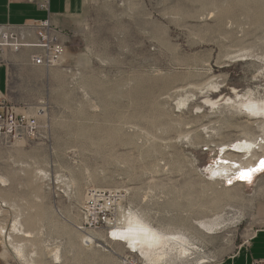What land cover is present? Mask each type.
Returning <instances> with one entry per match:
<instances>
[{"label":"rangeland","instance_id":"rangeland-1","mask_svg":"<svg viewBox=\"0 0 264 264\" xmlns=\"http://www.w3.org/2000/svg\"><path fill=\"white\" fill-rule=\"evenodd\" d=\"M92 1L61 67L12 53L25 66L10 104L40 129L0 137V264H148L116 237L122 213L186 233L201 253L185 264L228 260L264 227V170L246 183L212 171L243 156L236 145L264 143V117L237 108L264 103V0ZM92 188L124 199L88 247L78 211ZM216 214L224 223L204 233L198 222Z\"/></svg>","mask_w":264,"mask_h":264},{"label":"built area","instance_id":"built-area-1","mask_svg":"<svg viewBox=\"0 0 264 264\" xmlns=\"http://www.w3.org/2000/svg\"><path fill=\"white\" fill-rule=\"evenodd\" d=\"M12 1L35 4L40 10L49 12L52 0ZM32 30L35 31V40L29 36ZM23 50L29 55V64L35 68L52 69L65 64L66 46L49 19L25 25L20 31L9 29L0 34V54L20 53ZM39 129L37 117L19 113L8 101L1 100L0 137H12L15 140L20 133L34 136ZM123 199L124 193L120 190L89 189L85 202L79 207L80 226L77 228L90 233L116 225ZM118 264L144 263L132 255H125L120 258ZM253 264H261V262Z\"/></svg>","mask_w":264,"mask_h":264},{"label":"bare ground","instance_id":"bare-ground-1","mask_svg":"<svg viewBox=\"0 0 264 264\" xmlns=\"http://www.w3.org/2000/svg\"><path fill=\"white\" fill-rule=\"evenodd\" d=\"M238 94L239 93L236 92L237 98L240 97ZM207 102L210 103L212 106L217 105L218 103L213 102L210 99H208ZM243 107L247 108V110H251L252 115H254V113L256 112L255 115L258 116L260 114L262 115L261 117H264L263 102L251 100L248 104L240 103V105H237V108ZM257 143L258 142L256 141L247 140L241 144L236 145L235 149L233 150L238 154H243V156L241 158L239 157V160L236 158V161L238 160L237 162L233 160L235 159V156L233 157V159L232 156H230L232 154H229V156L224 157L221 163H219L217 167L212 169V171L214 172L213 176L216 175V177L220 176V178H226L228 176L227 173L234 172V177H237L239 180L238 182L240 183H246L252 180L257 173L264 170V166L259 165V162H261V160L264 161V157L263 159H259L257 162H254L255 158L258 157V151H260V149H262L261 151H264V145H262L264 143H260L259 145ZM256 146H259L258 149H256ZM232 161H234L235 163ZM249 170H252L250 171L251 178L242 179L241 174L249 172ZM223 220L224 216L217 215L216 219L214 220H202L199 221L198 224L200 225L201 230L206 231H203L204 233L212 234L213 231H215L219 226L224 223L225 220ZM120 223L122 227H118L116 237H119L120 239L125 241L126 244L128 243V245H130V247L135 251V253L139 252L140 254H142V256H144L143 258L146 259L148 264H185L186 262L196 259V257L201 253L199 247L196 246L193 242H191V239L186 233L181 231L172 232L171 230L165 228H156L150 223L148 219H146L145 217H139L137 216V214L130 213L129 215H126L122 213ZM13 227L16 234L30 236L29 234H26L23 226L21 225V221L18 218H16ZM92 234L93 233L87 234L83 238V241L88 244V247L92 246L93 243L96 242V237ZM10 240V243H12L11 247L14 249V251L18 254L19 257L25 259V247L22 245L15 244V239H13L12 237H10ZM57 253L58 254H55L56 259L60 257L58 256L59 252ZM202 258L203 260L208 259L204 256ZM200 261H202V259ZM205 263H209V261L204 260L202 262V264Z\"/></svg>","mask_w":264,"mask_h":264},{"label":"crops","instance_id":"crops-1","mask_svg":"<svg viewBox=\"0 0 264 264\" xmlns=\"http://www.w3.org/2000/svg\"><path fill=\"white\" fill-rule=\"evenodd\" d=\"M92 2V0H52L50 11L45 12L35 4L0 0V34L9 29L20 31L25 25L49 19L58 30L62 43L69 48ZM29 36L35 40V31H30ZM23 66L25 61H22V58H17L12 53L0 54V102L5 99L10 103L12 70L14 67ZM2 238L3 235H0V240ZM255 262L264 264V227L255 231L244 250L241 249L233 257L219 264H253Z\"/></svg>","mask_w":264,"mask_h":264},{"label":"snow or ice","instance_id":"snow-or-ice-1","mask_svg":"<svg viewBox=\"0 0 264 264\" xmlns=\"http://www.w3.org/2000/svg\"><path fill=\"white\" fill-rule=\"evenodd\" d=\"M261 164H262V166H264V161H262ZM250 171H252V170H249V172L242 173V174H241V178H242V179H243V178H248V179H250V178H251V177H250Z\"/></svg>","mask_w":264,"mask_h":264}]
</instances>
